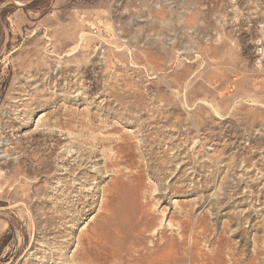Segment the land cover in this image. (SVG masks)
Masks as SVG:
<instances>
[{"label":"rangeland","instance_id":"374dc122","mask_svg":"<svg viewBox=\"0 0 264 264\" xmlns=\"http://www.w3.org/2000/svg\"><path fill=\"white\" fill-rule=\"evenodd\" d=\"M123 259L264 264V0H0V264Z\"/></svg>","mask_w":264,"mask_h":264},{"label":"bare ground","instance_id":"6f19581e","mask_svg":"<svg viewBox=\"0 0 264 264\" xmlns=\"http://www.w3.org/2000/svg\"><path fill=\"white\" fill-rule=\"evenodd\" d=\"M123 260H124V259H123ZM125 261H126V262H128L127 260H124V261H123V263H124V264H126V262H125ZM150 262H152V261H150ZM147 263H148V262H147ZM154 263H155V262H154ZM148 264H149V263H148Z\"/></svg>","mask_w":264,"mask_h":264},{"label":"built area","instance_id":"2783aa9c","mask_svg":"<svg viewBox=\"0 0 264 264\" xmlns=\"http://www.w3.org/2000/svg\"><path fill=\"white\" fill-rule=\"evenodd\" d=\"M96 32L95 33H98V30H95Z\"/></svg>","mask_w":264,"mask_h":264}]
</instances>
